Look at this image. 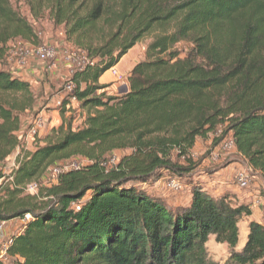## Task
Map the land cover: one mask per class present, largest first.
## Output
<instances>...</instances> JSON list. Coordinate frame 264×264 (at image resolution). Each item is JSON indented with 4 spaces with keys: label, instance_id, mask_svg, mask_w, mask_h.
Instances as JSON below:
<instances>
[{
    "label": "trees",
    "instance_id": "16d2710c",
    "mask_svg": "<svg viewBox=\"0 0 264 264\" xmlns=\"http://www.w3.org/2000/svg\"><path fill=\"white\" fill-rule=\"evenodd\" d=\"M23 2L34 21L62 27L84 62L57 107L59 123L20 150L10 178L0 174V224L31 216L9 236L2 264H264V227L254 221L233 251L252 207L206 191L190 156L198 138L226 124L236 152L264 174V0ZM35 40L0 0V165L20 148L21 115L35 106L30 83L3 66L11 43ZM144 40L128 91L107 93L100 78ZM116 151L130 153L109 165ZM73 159L83 162L27 193ZM168 177L184 180L187 203L156 193ZM209 237L232 250L222 263L208 256Z\"/></svg>",
    "mask_w": 264,
    "mask_h": 264
},
{
    "label": "rangeland",
    "instance_id": "374dc122",
    "mask_svg": "<svg viewBox=\"0 0 264 264\" xmlns=\"http://www.w3.org/2000/svg\"><path fill=\"white\" fill-rule=\"evenodd\" d=\"M10 3L13 9L31 24L36 40L34 43L24 41L11 43L3 67L30 83L35 106L32 111L21 115V130L18 133L20 148L0 165V174L5 178L9 177L20 150L32 151L38 139L46 134L50 127L59 123L57 107L68 93L67 86L71 74L82 67L84 62L82 56L65 41L62 27H55L47 19L34 21L23 0H10ZM148 42L149 40H144L138 43L121 59L115 70L116 83L127 84L126 74L134 64L144 59V50ZM43 49L52 55L43 57L40 53ZM124 93L125 86L120 87L114 95ZM73 106L74 108H71L74 117L73 128H76L80 123V114L76 112L77 106L75 104ZM38 119L41 126L33 135L31 130L34 121ZM128 153L130 151L114 152L109 159V165L116 163L120 157ZM190 156L198 164L194 176H198V181L203 182L206 191L216 197L224 195L232 206L246 203L252 207V216L241 218L238 224L239 244L233 251H239L246 241L250 221L264 227V174L250 168L245 158L236 152L226 124L219 126L205 138H198ZM82 162L80 159H73L61 167H49L41 180L27 188V193L36 194L39 188L54 183L60 170L69 169L72 165L78 166ZM3 181L0 179V184ZM172 182L178 184V188L172 189L169 186ZM242 182H245V185H241ZM154 189L158 195L174 203H187L190 196V189L184 180L176 177L164 178L155 183ZM20 228L16 220L5 223L4 238L17 233ZM3 239H0V243ZM205 248L211 260L221 263L232 251L226 245L216 243L213 237H209Z\"/></svg>",
    "mask_w": 264,
    "mask_h": 264
},
{
    "label": "built area",
    "instance_id": "2783aa9c",
    "mask_svg": "<svg viewBox=\"0 0 264 264\" xmlns=\"http://www.w3.org/2000/svg\"><path fill=\"white\" fill-rule=\"evenodd\" d=\"M42 54L43 57L45 56H48L50 57L52 55V53H50L48 50H41L40 52ZM113 72V75L114 76H117V73L115 72V70L112 71ZM73 86L69 83L68 86H67V90L68 92H71ZM75 99L73 98L72 101H74ZM41 124H40V120L38 119L37 121H35L34 123V126L32 127V130H31V133L33 135H35L38 131V129L40 128ZM233 145V143H232ZM78 166L77 165H72L69 169H66V170H73V169H76ZM15 168V163L12 165V168L13 169ZM60 172V171H59ZM241 185H245V182H242ZM169 186L172 188V189H176L178 188V184L172 182L169 184ZM31 216L28 215V216H25V218L17 221L20 226L22 227L28 220H30ZM3 225L4 224H0V239H3L4 236H3ZM11 245V239L10 237H6L2 240V242L0 243V264L4 263L7 259V254H8V249Z\"/></svg>",
    "mask_w": 264,
    "mask_h": 264
},
{
    "label": "crops",
    "instance_id": "0c3cea01",
    "mask_svg": "<svg viewBox=\"0 0 264 264\" xmlns=\"http://www.w3.org/2000/svg\"><path fill=\"white\" fill-rule=\"evenodd\" d=\"M116 67L113 68L112 70L106 72L99 80L100 85L107 86L106 92L109 94L110 93L114 94V92H117V90L120 89V87L124 88V86H125V93L128 91L127 84L122 85V84L116 83V79H115L116 77L112 73L113 70H116ZM130 70L128 71V73L130 72ZM128 73L126 74L127 76H128ZM9 235L11 236V234H9Z\"/></svg>",
    "mask_w": 264,
    "mask_h": 264
}]
</instances>
